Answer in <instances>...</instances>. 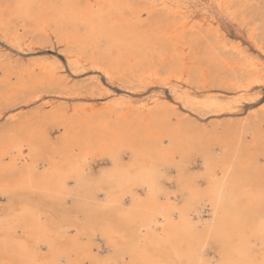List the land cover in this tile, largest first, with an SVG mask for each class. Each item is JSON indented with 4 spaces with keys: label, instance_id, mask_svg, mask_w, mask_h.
Returning a JSON list of instances; mask_svg holds the SVG:
<instances>
[{
    "label": "bare ground",
    "instance_id": "bare-ground-1",
    "mask_svg": "<svg viewBox=\"0 0 264 264\" xmlns=\"http://www.w3.org/2000/svg\"><path fill=\"white\" fill-rule=\"evenodd\" d=\"M247 2L0 0L1 37L43 52L20 64L0 55V97L15 101L4 91L20 85L26 101L46 92L105 99L71 113L52 106L36 120L10 112L0 132V264H264V85L255 82L264 77V10ZM53 49L71 72L97 71L94 84H71ZM174 103L226 123L201 128ZM48 124L61 128L58 141ZM196 150L201 168L191 171Z\"/></svg>",
    "mask_w": 264,
    "mask_h": 264
},
{
    "label": "rangeland",
    "instance_id": "rangeland-1",
    "mask_svg": "<svg viewBox=\"0 0 264 264\" xmlns=\"http://www.w3.org/2000/svg\"><path fill=\"white\" fill-rule=\"evenodd\" d=\"M133 2L137 1V0H132ZM247 9L248 11H263L264 10V0H248L247 2ZM147 12H144L143 13V18L147 17ZM155 14L151 16V20L154 18ZM27 33V32H26ZM38 34H34V36H37ZM32 37H33V34H32ZM242 37V36H241ZM240 37V38H241ZM244 39V37H242V40ZM244 43L246 42V44H248V41L246 40V38L243 40ZM3 42V43H2ZM3 45V46H2ZM7 46V47H5ZM10 46V47H9ZM11 44H8L2 37H1V30H0V55H3L5 56V54L11 58V60L14 62V64L16 63H27L29 62L33 57L37 56L38 54L39 55H42L43 52L40 51V50H33V51H18V49L14 46H12L11 48ZM14 48V50H13ZM12 49V50H11ZM17 50V51H16ZM36 51V52H35ZM199 54L202 53V47L201 48H196V50ZM39 52V53H38ZM20 53V54H19ZM49 53L53 54V55H56L58 56L64 63V66H65V70H64V73L68 76V79L69 81H72L70 82L71 84H76V85H83L84 87H87L89 88L93 83V76L98 74L99 73L93 69H87L83 72H79V73H73L71 72L69 66L66 64V60L64 58V54L62 52H60L59 50L57 49H53V50H50ZM66 64V65H65ZM90 71L92 73H90ZM123 76L124 77H131V73L129 70H125L123 71ZM79 74V75H78ZM3 75V70L0 69V77ZM102 79H104L102 77V75H100ZM12 84L15 83V80H17L16 78V75H12ZM71 79V80H70ZM101 81L105 84L106 81L105 79ZM124 84L125 83H120L118 82V84H115V85H112V87L114 89H116V91L118 90L119 92L121 91H125V87H124ZM87 85V86H85ZM127 85V84H125ZM115 86H118V87H115ZM19 89V90H18ZM153 89H155V87L152 85L150 86L148 89L142 91V92H139L141 94V96H146L150 93V91H152ZM5 94L6 95H13V94H18L17 96V99L13 102L8 101L7 102V99H5L4 97H0V132L5 130V128L12 122L11 118H10V112H18V111H21L23 113L26 114V116L28 117H33V119L35 118V120L38 118L39 115L41 114H44L45 111H47L49 108H52V106H57L59 104H62L61 107H63L64 109L65 108H69V113H71V110H70V107H72V105L74 103H77L79 101H88V102H92L96 107L99 106L100 101H104L105 99L102 98V96H99L97 94H94V95H89V94H82L79 96V98H73L71 96H65V95H60V94H53V92H46L43 96L45 97H42V98H38L36 100H32V101H26L25 97L27 95V92L28 90H26L25 87H21L20 85H12V86H8L5 88ZM4 92H2V95L1 96H4ZM52 93V94H50ZM145 95H144V94ZM47 94V95H46ZM56 95V96H55ZM60 95V96H59ZM83 95H85L86 97H84ZM89 95V96H88ZM166 95L169 97L170 94L166 93ZM60 97V98H59ZM100 97V98H98ZM264 97V96H263ZM47 98L50 99L49 101H47ZM55 98V99H54ZM73 98V99H72ZM46 99V100H44ZM59 99V100H58ZM62 99V100H61ZM263 99V98H262ZM170 100V99H169ZM46 101V102H45ZM33 104H32V103ZM70 102V103H69ZM172 102V101H171ZM16 103V104H15ZM23 103V104H22ZM173 103V102H172ZM51 104V105H50ZM71 104V105H70ZM24 105H27V106H24ZM46 105V106H44ZM174 105L177 107V112L181 114V116L183 118H185V120L187 121H190L192 122L193 124L201 127V128H210L212 125H217L218 127L220 125H224L226 123V120L227 118L225 116H219V115H209V114H204V113H200L196 110H192L193 112L189 111L191 110L189 107H185V109L183 110V105L180 104L181 106H179V104L177 103H174ZM44 107V108H43ZM3 108V109H2ZM18 108V109H17ZM15 109V110H14ZM5 112H4V111ZM10 110V111H9ZM13 110V111H12ZM189 113H188V112ZM3 112V113H2ZM197 112H198V115L199 114H203V116L199 115L201 118H205L204 120L199 117H197ZM191 113V114H190ZM245 114L242 113V114H239L237 115V118L236 119H240L244 116ZM219 116V117H218ZM208 117V118H206ZM207 119V120H206ZM206 120V121H205ZM206 122V123H205ZM48 132L50 133V136L52 137L53 141H58L61 137V134H62V130L61 128L57 127V126H52V124H48ZM57 129V130H56ZM59 130V131H58ZM54 132V133H53ZM54 135V136H53ZM220 149V147L218 145L214 146V150L218 151ZM25 151H28V149H26ZM13 155L14 154H17L15 150H13L11 152ZM24 157H21L18 161L19 163L21 164L23 161H24ZM192 159H193V163L190 164L189 168L190 170H199L201 168V160H202V155L200 152H198L197 150L194 152L193 156H192ZM98 163H94L93 167H95L94 169L97 170L100 168V166L102 164H98ZM104 164V163H103ZM195 164V165H194ZM193 165V166H192ZM191 170V171H192ZM187 172H189V169L186 170ZM171 174H172V177L173 179L171 180H167L165 182V186L167 187V189L173 193L177 188H178V185H177V179H176V175H177V172L172 169L171 171ZM173 172V173H172ZM175 186V187H173ZM171 196H174V194H171ZM7 202V198H4V199H1V202ZM202 217L204 219L206 218H209V213H208V210L207 209H203L202 213H201ZM197 217V216H196ZM100 239V238H99ZM102 241V240H101ZM103 242V241H102ZM102 250L101 252L102 253H106L107 252V248L106 246L102 243ZM209 249V253L211 255H215L214 253L216 252V246H214L213 244L210 245L208 247ZM215 249V250H214ZM211 251V252H210ZM214 251V252H213Z\"/></svg>",
    "mask_w": 264,
    "mask_h": 264
},
{
    "label": "snow or ice",
    "instance_id": "snow-or-ice-1",
    "mask_svg": "<svg viewBox=\"0 0 264 264\" xmlns=\"http://www.w3.org/2000/svg\"><path fill=\"white\" fill-rule=\"evenodd\" d=\"M232 15L234 16L235 14L233 13ZM236 47L241 52L242 55H246V53L244 52V49L242 47H240L239 45H237ZM260 51L262 53H264V45H260ZM249 63L255 64L256 63L255 58L250 59ZM261 65L264 66V60L261 61ZM255 82L259 83L261 85H264V77L257 79ZM185 107H187V105H185ZM118 159H119V157H113V163H116L118 161ZM141 186H144V187L148 188L149 190H155V187H156L155 182H153L150 185H141ZM177 211H179V210L177 209ZM201 255L203 256L204 253H201ZM92 264H114V262H112L106 258L105 259L95 258L92 260ZM200 264H217V262L215 260H208V259L202 258L200 260Z\"/></svg>",
    "mask_w": 264,
    "mask_h": 264
}]
</instances>
